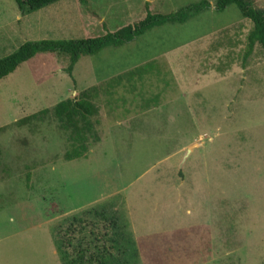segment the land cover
Segmentation results:
<instances>
[{"label": "rangeland", "instance_id": "rangeland-1", "mask_svg": "<svg viewBox=\"0 0 264 264\" xmlns=\"http://www.w3.org/2000/svg\"><path fill=\"white\" fill-rule=\"evenodd\" d=\"M200 1L212 8L186 24L81 58L75 86L58 54L37 55L0 80V264H60L58 228L70 251L109 249L110 220L87 215L102 206L127 222L131 264H264V55L256 45L243 61L253 25L236 7L64 0L23 15L0 0V57L31 41L101 37L148 10L172 14ZM255 4L264 10V0ZM93 88L100 141L84 159L64 161L68 134L52 113L16 125ZM111 252L113 264L129 257Z\"/></svg>", "mask_w": 264, "mask_h": 264}, {"label": "trees", "instance_id": "trees-1", "mask_svg": "<svg viewBox=\"0 0 264 264\" xmlns=\"http://www.w3.org/2000/svg\"><path fill=\"white\" fill-rule=\"evenodd\" d=\"M64 0H14L18 10L24 14H34L42 11ZM229 6L238 9L244 19L249 20L253 29L247 38V50L244 54L243 61L246 62L253 54L255 46L259 45L264 55V10L256 7L255 0H217L215 12L222 13ZM212 6L208 1L187 6L172 14H152L149 10L144 20L139 23L124 27L117 32L107 33L104 36L91 39L76 40H43L31 41L22 44L14 53L5 57H0V80H3L13 74L20 66L30 61L40 54H58L65 55L69 59V65L66 69L67 75L72 80L74 86L76 82L73 77L75 65L81 58L96 57L118 49L125 48L143 38L153 29L161 28L166 25H183L197 18L203 12L211 9ZM144 69H138L136 73L142 77ZM122 78L119 77L118 81ZM94 88L84 91L80 94H74L70 99L58 103L51 111L43 110L30 117L23 118L16 122L19 127H24L33 123L42 122L49 113H52L55 120L59 123L60 129L68 134L69 149L64 154L65 162L84 159L92 143H99V137L96 133V124L93 122L99 110L95 105L97 94ZM109 208L101 207L91 210L87 213H93L94 220H110V228L114 232L109 238L110 248H103L90 253L80 245L70 248L73 245L68 240L62 230L53 234V242L60 264H113V253L111 250L116 249V253L126 252L128 258L125 261H117L115 264H131V261L137 258L135 243L130 240L128 235V224L121 225V216L118 212L111 211ZM80 219L74 218L72 224L80 223ZM66 233H68L66 231ZM131 261H130V260Z\"/></svg>", "mask_w": 264, "mask_h": 264}]
</instances>
